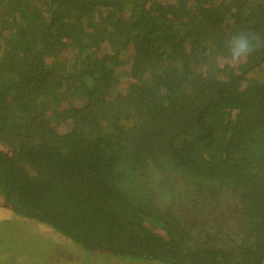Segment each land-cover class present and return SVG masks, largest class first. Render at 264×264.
Masks as SVG:
<instances>
[{
	"label": "trees",
	"instance_id": "obj_1",
	"mask_svg": "<svg viewBox=\"0 0 264 264\" xmlns=\"http://www.w3.org/2000/svg\"><path fill=\"white\" fill-rule=\"evenodd\" d=\"M240 31L264 41V0H0V206L72 241L38 264H264V46L233 64Z\"/></svg>",
	"mask_w": 264,
	"mask_h": 264
},
{
	"label": "rangeland",
	"instance_id": "obj_2",
	"mask_svg": "<svg viewBox=\"0 0 264 264\" xmlns=\"http://www.w3.org/2000/svg\"><path fill=\"white\" fill-rule=\"evenodd\" d=\"M46 98L51 99L54 104L57 105V94L54 95L50 94L52 92H46ZM54 98V99H53ZM210 142H203L200 143L202 146L201 152L197 151L196 159L200 158L202 153H206L209 156H215V149L214 147H209ZM209 147V148H208ZM205 149V150H204ZM155 178H158L155 177ZM162 179V178H161ZM164 182V181H163ZM162 185V182H161ZM160 186V185H159ZM9 222V228L6 230L5 224ZM17 229V232H22L28 235L27 237L22 236L21 238H16L13 236L9 231H13ZM33 231V233H31ZM41 232L42 234H38L36 232ZM17 234V233H15ZM44 237L46 240H50V242L55 246L54 249V257L57 255L58 260L61 261L64 259V255L66 256V250H63L62 247L72 244V241L67 239L65 236L60 234L56 229L53 227H49L48 225L39 222L37 220L28 219L25 217L17 216L10 210L3 208L0 206V264H38L39 256L48 250V247L44 244L36 243L34 240L40 239ZM76 263L73 264H90L88 260L80 259L75 257ZM119 259V260H118ZM121 263V264H129L125 263L124 258L115 257L114 262ZM131 260V259H129ZM137 260V259H134ZM40 261V260H39ZM132 261V260H131ZM154 264H158L153 262ZM149 263V264H153ZM52 264H55L52 262ZM115 264V263H114ZM136 264H144L136 262Z\"/></svg>",
	"mask_w": 264,
	"mask_h": 264
},
{
	"label": "clouds",
	"instance_id": "obj_3",
	"mask_svg": "<svg viewBox=\"0 0 264 264\" xmlns=\"http://www.w3.org/2000/svg\"><path fill=\"white\" fill-rule=\"evenodd\" d=\"M262 46H264V41L259 36L243 31L232 34L227 41V50L233 64L238 63Z\"/></svg>",
	"mask_w": 264,
	"mask_h": 264
}]
</instances>
